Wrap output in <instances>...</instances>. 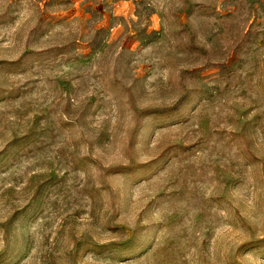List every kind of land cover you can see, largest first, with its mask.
<instances>
[{
    "label": "rangeland",
    "instance_id": "1",
    "mask_svg": "<svg viewBox=\"0 0 264 264\" xmlns=\"http://www.w3.org/2000/svg\"><path fill=\"white\" fill-rule=\"evenodd\" d=\"M0 264H264V0H0Z\"/></svg>",
    "mask_w": 264,
    "mask_h": 264
}]
</instances>
